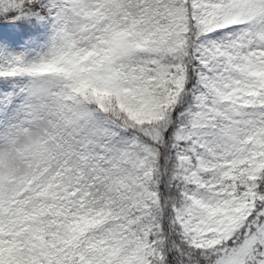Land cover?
Instances as JSON below:
<instances>
[{
	"label": "snow or ice",
	"instance_id": "obj_1",
	"mask_svg": "<svg viewBox=\"0 0 264 264\" xmlns=\"http://www.w3.org/2000/svg\"><path fill=\"white\" fill-rule=\"evenodd\" d=\"M0 264H264V0H0Z\"/></svg>",
	"mask_w": 264,
	"mask_h": 264
}]
</instances>
